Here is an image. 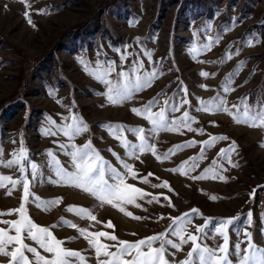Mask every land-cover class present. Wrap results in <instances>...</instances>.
Returning <instances> with one entry per match:
<instances>
[{
  "label": "rangeland",
  "instance_id": "374dc122",
  "mask_svg": "<svg viewBox=\"0 0 264 264\" xmlns=\"http://www.w3.org/2000/svg\"><path fill=\"white\" fill-rule=\"evenodd\" d=\"M41 9L45 14H38L37 10ZM26 11L30 13L32 24L25 18ZM249 40L252 46L246 43ZM146 52L151 53V60ZM226 53L231 54V59H223ZM122 55L126 59L121 60ZM80 60L90 71L96 69L98 60L105 68L108 67L107 61L114 62V71L107 79L115 85L123 83L119 76L122 71L129 74L131 81L136 75L143 76L153 68L158 74L150 87L134 92L131 99L119 105H112L105 95L107 86L87 74ZM138 64L144 67L133 72ZM201 71L210 75L202 77L199 75ZM226 86L234 91L225 93ZM158 93L163 95L159 96V104L152 108L153 112L159 111L165 99H169L170 108L181 105L186 98L189 103L180 111L166 113L169 122L188 111L195 120L191 127L202 129L203 134L189 132L186 128L179 132L148 131L151 128L148 121L130 109L142 108ZM213 97L217 98L214 104L222 98L229 108L234 104L242 106V98L253 106L264 101V0H26V3L24 0H0V148L3 149L0 159H11L9 154L19 152L21 141L27 157L23 173L17 166H0V175L14 180L23 176L29 180L32 195L26 203L27 215L39 226L56 225L63 218L91 232H109L119 240L134 242L164 232L167 239L179 243L172 235L177 226L170 227L171 218L196 209L197 213L191 214L190 223L185 225V233L196 234L197 226H205L198 241L200 244L217 248L223 239L215 234L219 223L216 218L239 217L229 226V250L235 251V244L240 242L243 255V250L248 247L245 231L251 233V242L257 249L264 248V147L260 146L264 142V131L238 126L223 112L197 111L200 101L207 102ZM72 115L88 125L87 132L72 140L60 132L54 136L42 134V129L57 131L49 124L48 118L57 126H63L72 123ZM213 121L216 126L210 123ZM109 124L144 128L148 142L154 144L161 154L186 141L197 143L176 151L162 162L150 152L138 153L139 159H135L129 157L120 142L109 135L104 127ZM119 135L139 143L131 132ZM220 135L229 137V140L206 147L204 157L200 159L203 145L199 142ZM88 140L117 170L124 171L120 163L123 160L132 164L141 177L153 173L147 184L131 178L126 180L159 197V202L151 204L146 202L150 197L138 201L140 208L125 206L127 211L145 219L125 217L111 206H101L81 190L51 183L58 178L56 166L47 155L48 150L53 152L61 166L71 171V157L66 153L73 149H61L59 145L82 146ZM232 141L236 142L237 149L230 157L232 164L238 167L228 162L229 154L224 158L217 155ZM190 157L198 158V166L189 175L167 171ZM214 159L218 164L215 170L225 176L226 181L211 178L194 181L190 178L212 167ZM31 164L37 165L35 179ZM163 181H167L173 191L151 187V184ZM9 187L11 185L5 182V187L0 188V212L16 209L21 203L23 184L7 195ZM253 189L255 194L250 195ZM164 196L169 197L173 207L167 206ZM212 196L217 199H211ZM33 197L42 201L62 199L59 204L42 210L35 207ZM70 205L91 210L103 223L81 219L74 212L66 211ZM249 212L252 213L251 226L248 224ZM208 218H214L217 223L210 225L205 222ZM16 219H19L18 213L0 216V220ZM108 221L115 225L114 229L104 226ZM0 228L7 229L9 225L0 223ZM50 230L63 241L79 237L76 229L63 224ZM10 234L15 235V231ZM22 235L26 236V233ZM100 240L113 246L110 251H115L118 246L116 241L104 237ZM24 243L51 258L32 240L25 239ZM154 246L158 247L159 243ZM62 247L80 251L86 264H97L94 249L82 237L65 242ZM190 250V242L183 244L180 251L167 246L166 258L171 264H179ZM25 255L34 264V256L27 252ZM9 259L0 256V264H8ZM229 259L232 264H238L239 257L232 255ZM75 264H80L79 260Z\"/></svg>",
  "mask_w": 264,
  "mask_h": 264
},
{
  "label": "snow or ice",
  "instance_id": "6c2138e0",
  "mask_svg": "<svg viewBox=\"0 0 264 264\" xmlns=\"http://www.w3.org/2000/svg\"><path fill=\"white\" fill-rule=\"evenodd\" d=\"M26 3V0H24ZM27 6V5H26ZM38 14H45V10H37ZM25 18L29 24H32L30 19V13L25 12ZM218 39V38H217ZM210 43L212 38H209ZM248 46H252V41H246ZM206 47H210L206 46ZM148 59L151 60V53L146 52ZM126 59L125 55L121 56V60ZM223 59H231V54L226 53ZM223 60L221 61V63ZM80 63L85 65L84 70L87 74L93 76V78L99 80L107 86V92L105 93L108 101L112 105H119L125 100L132 98L134 92H140L143 89L150 87L152 81L157 76L158 72L156 68H153L151 72H145L143 76L136 75L135 80L131 81L129 79V74L127 72H120L119 76L123 78V83L120 85H115L107 76L110 72L114 71V62L107 61L108 67L105 68L101 61H96V69L89 70L87 64L80 60ZM243 63V62H241ZM144 66L143 64H138V67L133 69V72L139 71ZM239 68V65L237 66ZM202 77H208L210 74L201 71L199 73ZM231 74L229 76V80ZM202 88H206L205 85H200ZM224 92L227 93L230 90L229 87H224ZM187 92L186 89H184ZM51 94V93H50ZM163 93H158L156 97L149 100L142 108H131L130 111L136 116H142L151 125L148 130L151 133H157L159 131L167 132H179L181 128H186L189 132H197L198 134H203L202 129H193L191 123L195 120L189 115L188 111H184L182 116L178 119H173L169 122L166 113L170 110L171 112L180 111L183 105L189 103L185 98L182 100L181 105H173L169 108V99H165L163 106L160 107L159 111H152V108L159 104V96ZM216 97L205 102L200 101V106L197 111H205L210 114H215L223 112L227 114L234 124L238 126H246L249 128H260L264 131V101L259 105L253 106L244 102L242 98L241 105H232L231 108L226 106V101L222 98L218 100ZM60 103V101H57ZM236 109L234 112L232 109ZM69 119V118H64ZM72 120L71 124H64L63 126H57L55 121L48 118L49 124L56 127L57 131H52L50 128L42 129L43 135H56L57 132L62 133L69 140L74 139L76 136L80 135L82 132L88 131V125L83 122L79 117L72 115L70 117ZM215 125V122H210ZM106 129L109 131L114 139H117L121 146L125 148L126 153L129 157L139 159V154L151 153L157 161H163L168 159L171 155H174L176 151L182 150L186 147H193L196 141H186L181 145H174L169 148L168 151L164 153H158L157 148L154 144L148 142L145 135L144 128H125L121 124H109L105 125ZM131 132L139 143H133L128 141L126 138H122L119 134L123 132ZM229 140V137L220 136H210L208 140L199 142L203 147L199 154V158L204 157V151L206 147H213L219 141ZM261 147H264V142L261 143ZM59 147L64 149L70 147L73 151L66 153L71 157V164L73 170L69 171L63 166H61L60 161L55 158V155L51 150H48L47 155L52 158V162L55 164V175L58 178L51 183L57 184L59 186H69L83 191L84 193L90 195L96 199L101 206L108 205L111 208L118 210L125 217H129L135 220L145 219L144 217L136 216L132 212L127 211L125 206L131 205L136 208H140L141 204L138 201L145 200L147 203L151 204L154 201L159 202V197L154 196L145 190L134 186L131 183H127L128 178L139 180L142 183H149L148 177L153 176V173H148V176L141 177L137 171L134 169L132 164L126 163L120 160V157H116L120 160L121 167L124 169L123 172L117 170L108 163L100 153L93 147L91 140H88L84 145L77 146L75 144L64 145L60 144ZM130 149V151H129ZM237 145L235 141H232L227 148L220 149L217 154L219 157L224 158L226 154L228 162L232 164L230 154L236 151ZM12 158L4 161L0 159V166L7 168H12L17 166L19 171L23 173L25 171L24 162L26 161V150L23 147L22 141L20 142L19 152H13L9 154ZM115 156L116 154L113 153ZM3 156V149L0 148V157ZM197 157H190L189 160L183 161L178 167L167 169V171L172 173H179L182 176H187L191 171H194L198 166ZM185 165H189L185 168ZM218 166L217 160L212 161V167L205 168L199 175L191 176L190 178L194 181L204 180V179H219L220 181H226V177L219 175L215 170ZM234 167L238 165L232 164ZM32 176L35 179L37 175V165L31 164ZM211 174V175H209ZM158 179V178H157ZM5 182L11 185V187L6 189V194L11 195L12 191L17 185L23 184V194L21 197V203L18 208L11 209L8 212H0V216L12 215L13 213L19 214V219L16 220H0V223L9 225V228H0V256L9 257L8 264H33V261L29 259L25 252L31 253L35 260L34 264H75L76 260H79L80 264H86V258L82 255L80 251L69 250L62 247L65 242H70L79 237L84 238L91 249H94L95 256L97 259V264H171L169 259L166 258L168 255L167 246H170L177 251L182 250V245L186 243H191V250L187 253L186 259L179 262V264H232L229 259L230 256L235 255L239 257L238 264H264V248L257 249L251 242V233L245 231L243 234L248 238V247L243 250V255L241 256V243L237 242L235 244V251L229 250V226L233 225L234 221L239 219V217L226 218L219 221L217 227L215 228V234L223 239V243L219 244L217 248H212L207 245H202L198 241L200 240V234L203 233L205 226H197L196 234L185 233V225L190 223L191 214L197 213L196 209H192L191 213H184L180 217L171 218L172 224L176 225L172 232V235L178 238L179 243L174 242L171 239L166 238V233L161 232L159 234H154L146 238L139 239L135 242H129L125 240H119L114 234H110L106 231H96L91 232L87 228H80L75 223L66 221L61 218V221L52 226H39L34 223L27 215L26 203L29 201V197L32 195L29 191L30 182L25 177L21 176L20 179L14 180L10 176L0 175V188L5 187ZM153 188H165L169 191H173L167 181H163L158 184H151ZM255 189L250 195L255 194ZM211 199L215 200L217 197L212 196ZM62 198H54L50 201H42L39 197H33V203L35 207L42 210H47L48 207L52 205H57L60 203ZM163 199L168 201L169 207H173L168 196H164ZM66 211L74 212L81 219H89L97 223H103L97 220V217L92 214L91 210L80 207V206H68ZM252 223V213H248V224L251 226ZM60 224L72 227L77 230L79 237H70L67 241L58 239L50 228H55L60 226ZM107 228H115V225L108 221L104 223ZM14 230L15 235H11L10 232ZM26 233V236L22 235ZM133 235H135L133 233ZM104 237L109 241H116L117 247L115 251H110L112 245L102 243L100 238ZM25 239H30L35 244L43 249L45 253H49L51 258H47L37 250L36 247H31L24 243ZM159 243V246H154ZM9 246L11 250H9ZM146 249V250H145Z\"/></svg>",
  "mask_w": 264,
  "mask_h": 264
},
{
  "label": "trees",
  "instance_id": "16d2710c",
  "mask_svg": "<svg viewBox=\"0 0 264 264\" xmlns=\"http://www.w3.org/2000/svg\"><path fill=\"white\" fill-rule=\"evenodd\" d=\"M208 139V138H207ZM216 218V217H215ZM217 222L221 221L222 219L221 218H216ZM205 222L209 223L210 225L213 224V223H217L214 218H208L207 220H205ZM206 223V224H207ZM135 242V241H134Z\"/></svg>",
  "mask_w": 264,
  "mask_h": 264
}]
</instances>
